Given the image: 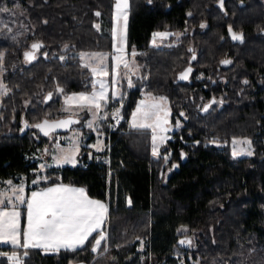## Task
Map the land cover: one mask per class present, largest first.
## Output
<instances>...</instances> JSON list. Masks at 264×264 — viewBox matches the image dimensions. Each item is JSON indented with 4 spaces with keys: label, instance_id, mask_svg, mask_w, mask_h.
Instances as JSON below:
<instances>
[{
    "label": "trees",
    "instance_id": "trees-1",
    "mask_svg": "<svg viewBox=\"0 0 264 264\" xmlns=\"http://www.w3.org/2000/svg\"><path fill=\"white\" fill-rule=\"evenodd\" d=\"M112 4L113 0H0V8L11 10L0 12L2 81L10 89L0 101V181L23 176L31 184L37 175H44L47 179L34 188L58 183L81 187L109 208L106 252L102 243L93 253L91 242L74 252L45 254L34 249L29 250L26 264H148V256L151 264H264V98L259 92L254 100L240 93L218 97L219 86L206 81L217 80L214 66L221 54L215 49L216 37H208L205 51L201 36L190 34L199 30L203 0H129L127 43L141 53L135 59L147 79L135 78L136 86L126 91L125 123L109 132V120L101 122L109 164L96 162V155L89 158L84 147L78 165L38 170L34 155L49 149L65 130L45 137L35 128L21 131L23 121L40 122L46 113L64 117L62 97L54 94L44 102L57 85L67 93L83 91L86 85L91 90L90 72L81 68L76 54L111 51ZM189 13L199 18L192 22ZM157 30L181 35L150 46ZM37 42L44 47L28 63L24 52ZM62 55L67 59L61 61ZM248 57L246 53L242 59L250 67L262 62L264 53L252 62ZM189 67L188 79L180 80V73ZM212 70L215 73L208 74ZM142 91L166 97L172 126L177 120L181 124L158 156L152 155L149 132L127 125ZM213 99L216 103L210 104ZM206 104L210 107L202 113ZM238 137L252 141L251 156H232L228 142ZM181 228L187 231H177ZM183 237H190L193 246L180 245ZM0 251L13 249L0 246ZM0 264H7L5 257H0Z\"/></svg>",
    "mask_w": 264,
    "mask_h": 264
},
{
    "label": "snow or ice",
    "instance_id": "snow-or-ice-1",
    "mask_svg": "<svg viewBox=\"0 0 264 264\" xmlns=\"http://www.w3.org/2000/svg\"><path fill=\"white\" fill-rule=\"evenodd\" d=\"M151 2V0H149ZM17 10L20 5L15 6ZM220 7H224L223 0H220ZM112 13V51H79L78 57L81 68L90 72V91L89 85L80 92L67 93L63 87L57 85L55 93L48 92L44 97L47 103L55 95L62 97L63 104L60 112L65 114L63 118H52L51 113H46L45 118L37 123L30 124L27 120L23 121L25 128H35L45 137L52 138L58 129L71 131L72 135L67 137H55V154L52 160L56 166L70 164L76 166L78 157L81 154V133L75 125L83 124L84 127L97 133L95 144L87 147L95 149L96 152L104 150L105 145L102 139L103 133L100 130L102 121H106L109 116L118 124L121 117V109L124 107V100L127 95L123 89V82L126 81L127 88L136 86L133 77L147 79L140 73L141 66L137 63L136 57L141 55L133 47L130 53L127 51V24L129 15V0H115ZM7 7L0 8V12H10ZM100 16V12L95 13ZM191 15V13H189ZM100 30V25H95ZM205 27V25H201ZM4 28L8 32L12 29L6 24ZM231 39L234 41H243V35L228 28ZM152 44L158 47V41L162 42L172 33L166 31H157L153 34ZM175 35L179 36L180 33ZM16 39L15 36L12 37ZM42 43H33L30 51L24 52V59L31 63L37 59V53L42 49ZM68 48V45H65ZM192 51V49H189ZM5 53L0 51V76L5 72L4 67ZM45 58L48 57L44 53ZM61 61L67 59L60 56ZM192 59H196L193 55ZM222 64H230L231 60L225 59ZM192 68L189 67L180 73V80H187ZM247 83V81H244ZM10 89L3 81H0V96H6ZM27 103L25 106H27ZM216 103L213 99L210 104ZM119 104V107L116 106ZM166 97H155L150 93L146 94L144 100H141L131 114L130 127L133 129H151L152 132V155L160 154V146L171 139L167 133L173 131V126L169 122L170 109L167 107ZM210 104L204 105V111H207ZM111 105L112 110L108 111ZM86 112L91 116L90 120H83L81 113ZM184 115L183 112L180 114ZM3 119V117H0ZM114 127V125H109ZM181 127L179 120L176 121L175 128ZM68 143L67 148L61 147V140ZM215 143V141H213ZM49 154V149L45 148V155ZM251 141L248 139L232 140V155L239 157L242 155L251 156ZM89 153V158H91ZM164 156L165 162L169 156ZM184 153H181L183 158ZM51 165L41 164L40 171ZM173 168L177 165H172ZM41 179L46 177L37 175L31 183L38 185ZM0 184L6 187L0 188V244L11 245V253L0 251V257H5L7 264H26V258L29 256V250L40 249L45 254L59 253L61 250L76 251L82 249L91 242V251L97 253L104 244L103 251H107V223L109 216L108 205L100 200L92 199L84 188H77L63 183L32 191L30 195L25 193L23 178L19 184H15L12 179L0 181ZM129 204L131 201L129 200ZM22 208L24 211H22ZM22 216L25 222L21 223ZM177 231L186 232V228ZM93 234H96L95 237ZM90 238H93L90 240ZM139 239V238H138ZM143 244V241H141ZM180 245L188 247L193 246L191 238L186 237L178 242ZM23 249L22 253L15 251Z\"/></svg>",
    "mask_w": 264,
    "mask_h": 264
},
{
    "label": "flooded vegetation",
    "instance_id": "flooded-vegetation-1",
    "mask_svg": "<svg viewBox=\"0 0 264 264\" xmlns=\"http://www.w3.org/2000/svg\"><path fill=\"white\" fill-rule=\"evenodd\" d=\"M223 2L224 7L221 8L220 0H203L201 19L197 25L199 30L193 25L194 30L190 33L201 36L205 51L208 47V37H216L215 49L221 56L214 66L216 73L212 70L208 74L215 73L217 80L207 77L206 81L219 86L218 97L240 93L245 99L254 100L259 92L264 98V60L249 67L242 59L243 54L248 53L247 59L252 62V58L258 53H264V0H223ZM191 17H193L190 20L192 22L199 18V16L194 18L193 14ZM202 24L205 27L202 28ZM229 26L243 35L242 42L231 39ZM171 36L167 40L171 39ZM225 59L231 60L232 63L222 64L221 61ZM214 97L210 96V98Z\"/></svg>",
    "mask_w": 264,
    "mask_h": 264
},
{
    "label": "rangeland",
    "instance_id": "rangeland-1",
    "mask_svg": "<svg viewBox=\"0 0 264 264\" xmlns=\"http://www.w3.org/2000/svg\"><path fill=\"white\" fill-rule=\"evenodd\" d=\"M114 2H115V0H113V4H112V13H113V5H114ZM128 17H129V15H128ZM127 26H128V24H127ZM112 27V26H111ZM157 31H166V32H169V33H172V32H170L169 30H157ZM157 31H154V32H157ZM153 32V33H154ZM152 33V34H153ZM176 33H180V32H175V33H172L173 35H174V37H175V39H177L179 36H177V35H175ZM171 36V35H170ZM169 38V37H168ZM167 38V39H168ZM167 39H165V40H167ZM165 40H163L162 42H160V41H158V44H159V46L160 45H162L164 42H165ZM152 41H153V35H151V37H150V40H149V45L150 46H153V44H152ZM131 50L132 49H129V47H128V43H127V51H128V53H129V59H131V56H130V53H131ZM111 51H112V49H111ZM111 51L109 52V53H111ZM136 77H133V80L135 79ZM0 81H2V76H0ZM125 83V88H124V90L125 91H127V90H130V89H128L127 88V83H126V81H124L123 82V84ZM149 92H146V91H142V93H141V97H140V99L137 101V103H136V105L141 101V100H144L145 99V97H146V94H148ZM151 94V93H150ZM152 96H155V97H160L161 95H153V94H151ZM2 97L3 96H0V101H1V99H2ZM164 97V96H163ZM136 105H135V107H134V109L132 110V112L135 110V108H136ZM117 107H119V104H117L116 105ZM167 107H168V109H170L169 108V104H167ZM111 110H112V108H111ZM110 110V111H111ZM132 112H131V114H132ZM131 114L129 115V119H128V129H133V128H131L130 127V120H131ZM65 115V114H64ZM121 117L123 118V120H124V122L126 121L125 120V118H124V116L122 115V109H121ZM110 116H109V118H108V120H109V122H110ZM168 119H169V122H170V115H169V117H168ZM109 122H108V125H109ZM170 124H171V122H170ZM172 125V124H171ZM73 127H75L76 129H79V131H80V133H81V137H82V139H81V148H84V147H87L88 145H92V144H95L96 143V141H97V133L96 132H94V131H92V130H90V129H87V128H85L84 126H83V124H78V125H75V126H73ZM100 127H101V125H100ZM134 130V129H133ZM137 130H145V131H147V132H149V135H150V140H151V148L153 147V145H152V139H151V137H152V132H151V129H137ZM175 130V128L173 127V131ZM173 131H171V132H169V133H167V135L168 136H170L171 137V134H172V132ZM102 132V131H101ZM103 133V132H102ZM70 135H72V133H71V131H69V132H65V133H62V134H60V135H57V136H59V137H67V136H70ZM107 137V134H105V133H103V136H102V139H103V142H104V145H105V148H104V150L103 151H101V153L100 152H94V153H91L92 155H91V157L92 156H98V157H101V156H105L104 155V152H107V150H109L108 148H109V146L105 143V138ZM248 139V140H250L248 137H238L237 139ZM232 140H233V138L228 142V144L230 145L229 147H230V149H231V154H232ZM251 141V140H250ZM167 142V141H166ZM165 142V143H166ZM53 144L52 145H50L49 146V154L48 155H45V150H38V153L37 154H35L34 155V161L36 162V165L38 166V170H40V165L41 164H47V165H51L50 167H66V166H68V167H74V166H72V165H70V164H65V165H62V166H56L55 164H54V162H53V160H52V155L53 154H55V149H54V144H55V141L54 142H52ZM164 143V144H165ZM211 143H213V142H211ZM164 144L163 145H161L160 146V149H159V152H160V150H161V148L164 146ZM61 147H63V148H67L68 147V143H67V141H65V140H61ZM88 148V151H90V152H92V151H95V149H93V148H90V147H87ZM251 151H252V153H253V143H252V141H251ZM94 154V155H93ZM99 154V155H98ZM233 156V155H232ZM88 157H89V154H88ZM240 157H249V156H247V155H242V156H239V157H235V158H240ZM78 163H79V157H78ZM78 163H77V165H78ZM46 168H49V167H46ZM45 168V169H46ZM44 169V170H45ZM39 176H41V177H44V175H39ZM21 178H23V182H24V186H25V190H26V188L27 187H30V188H34V187H36L37 185H33L32 183L31 184H28L27 183V181H26V179L23 177V176H16V181H14L13 180V182L15 183V184H19L20 182H21ZM36 179V178H35ZM42 180V179H41ZM186 237H183L182 239H185ZM188 238H190V237H188ZM103 252V251H102ZM180 251H178L177 253H179ZM102 254H104V252L102 253ZM101 253H100V255H102ZM197 262L195 261V264H196ZM148 264H151V256H148Z\"/></svg>",
    "mask_w": 264,
    "mask_h": 264
},
{
    "label": "crops",
    "instance_id": "crops-1",
    "mask_svg": "<svg viewBox=\"0 0 264 264\" xmlns=\"http://www.w3.org/2000/svg\"><path fill=\"white\" fill-rule=\"evenodd\" d=\"M81 117L83 118V120H90L91 119V116L89 115V114H87L86 112H84V113H81ZM85 128H87V127H85ZM87 129H89V128H87ZM64 132H69V131H64ZM58 135H60V134H58ZM87 148V147H86ZM152 149V148H151ZM94 152H96V151H92V152H90V151H87V154H89V153H94ZM152 152V151H151ZM98 153V152H97ZM101 153V152H100ZM58 184H60V183H58ZM55 185V184H54ZM67 185V184H66ZM50 186H53V185H50ZM50 186H47V187H50ZM71 186V185H70ZM3 187H6V185H3L2 187H0V188H3ZM47 187H44V188H47ZM73 187H77V186H73ZM30 188V187H29ZM77 188H81V187H77ZM39 189H43V188H32V189H27L26 188V190H25V193L27 194V195H30L31 194V192L32 191H35V190H39ZM104 203H106V202H104ZM107 204V203H106ZM22 211H23V208H22ZM21 223H22V218H21ZM94 235V234H93ZM0 246H9V247H11V245H3V244H0ZM43 252V251H42ZM11 253V252H10ZM44 253V252H43ZM74 264H86V263H84V262H78V263H74Z\"/></svg>",
    "mask_w": 264,
    "mask_h": 264
},
{
    "label": "built area",
    "instance_id": "built-area-1",
    "mask_svg": "<svg viewBox=\"0 0 264 264\" xmlns=\"http://www.w3.org/2000/svg\"><path fill=\"white\" fill-rule=\"evenodd\" d=\"M124 123V120L123 118L120 119V122L117 124L115 120L111 119L110 118V122H109V125H114V127H112L113 131L117 130L121 124ZM108 125V126H109ZM96 162L98 163H101V164H105V165H108L109 164V156L108 155H105V156H101V157H96Z\"/></svg>",
    "mask_w": 264,
    "mask_h": 264
},
{
    "label": "bare ground",
    "instance_id": "bare-ground-1",
    "mask_svg": "<svg viewBox=\"0 0 264 264\" xmlns=\"http://www.w3.org/2000/svg\"><path fill=\"white\" fill-rule=\"evenodd\" d=\"M108 128H109V132L113 131L112 127H109V126H108Z\"/></svg>",
    "mask_w": 264,
    "mask_h": 264
},
{
    "label": "water",
    "instance_id": "water-1",
    "mask_svg": "<svg viewBox=\"0 0 264 264\" xmlns=\"http://www.w3.org/2000/svg\"><path fill=\"white\" fill-rule=\"evenodd\" d=\"M206 111H204V108H203V111H202V113H205ZM41 134V133H40ZM182 238H180V240H181Z\"/></svg>",
    "mask_w": 264,
    "mask_h": 264
}]
</instances>
